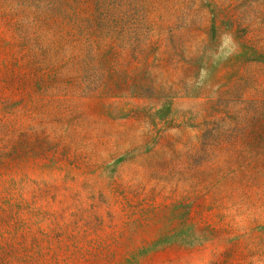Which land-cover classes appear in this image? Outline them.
<instances>
[{
	"label": "rangeland",
	"instance_id": "obj_1",
	"mask_svg": "<svg viewBox=\"0 0 264 264\" xmlns=\"http://www.w3.org/2000/svg\"><path fill=\"white\" fill-rule=\"evenodd\" d=\"M0 264H264V0H0Z\"/></svg>",
	"mask_w": 264,
	"mask_h": 264
}]
</instances>
